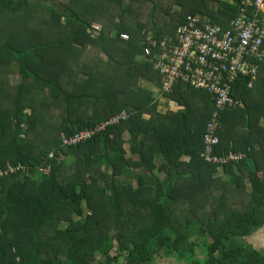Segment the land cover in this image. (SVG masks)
Segmentation results:
<instances>
[{
	"label": "trees",
	"instance_id": "16d2710c",
	"mask_svg": "<svg viewBox=\"0 0 264 264\" xmlns=\"http://www.w3.org/2000/svg\"><path fill=\"white\" fill-rule=\"evenodd\" d=\"M242 8L0 0V169L24 167L0 178V264H264L245 240L264 226V56L251 88L231 85L243 106L222 112L216 153L245 156L220 168L200 156L209 93L180 80L162 90L146 55L150 37L172 38L189 14L226 27ZM156 92L179 109H159ZM128 173L135 183L119 179Z\"/></svg>",
	"mask_w": 264,
	"mask_h": 264
},
{
	"label": "built area",
	"instance_id": "2783aa9c",
	"mask_svg": "<svg viewBox=\"0 0 264 264\" xmlns=\"http://www.w3.org/2000/svg\"><path fill=\"white\" fill-rule=\"evenodd\" d=\"M243 3L247 8H242L226 27L210 23L206 16L189 14L176 27L172 38L157 41L150 37V47L146 50L154 69L163 78L162 90H169L180 80L209 93L213 111L205 127L200 156L220 168L245 156L242 151L216 153L219 118L224 110L240 105L230 94L231 85L237 79L246 78V86L251 88L258 75L256 62L264 56V0H243ZM126 117L121 112L94 128L64 137L63 144L83 142ZM20 168L24 167L8 165L0 169V178Z\"/></svg>",
	"mask_w": 264,
	"mask_h": 264
},
{
	"label": "rangeland",
	"instance_id": "374dc122",
	"mask_svg": "<svg viewBox=\"0 0 264 264\" xmlns=\"http://www.w3.org/2000/svg\"><path fill=\"white\" fill-rule=\"evenodd\" d=\"M206 17L209 18V16H207V15H206ZM152 89H154V91L158 90L157 87H152ZM158 94H159V92H158ZM159 97H161V96H158V98ZM160 104H161V108L162 109L170 108V105H169L170 102H168V101L167 102L166 101H161ZM125 148H126V150L128 149L127 148V144H126ZM137 171L138 170H136L135 172H137ZM119 179L121 181H124V182H127V180H128V181H130L132 183H135V175L134 174H132V175H129V173L126 174V175L124 174L123 177L121 176ZM263 229H264V227H263ZM253 239L254 240L255 239H257V240L264 239V230H262V233L258 234L255 238H252V237L249 238V240H253ZM200 256L201 255L198 253V257H200ZM179 262H181V261L177 260L173 256H168V255L164 256V255H162V256H156L154 261L151 264H184L185 263V262H183V263H179Z\"/></svg>",
	"mask_w": 264,
	"mask_h": 264
},
{
	"label": "crops",
	"instance_id": "0c3cea01",
	"mask_svg": "<svg viewBox=\"0 0 264 264\" xmlns=\"http://www.w3.org/2000/svg\"><path fill=\"white\" fill-rule=\"evenodd\" d=\"M145 82V83H144ZM142 85L143 86H147L148 85V83H147V81L146 80H143L142 81ZM152 87H154V85H152ZM154 97L156 96V97H158V92H156L154 95H153ZM161 101H168V102H170V108H167V109H163V110H168V109H170V110H177V109H179V107H178V105H177V103H175V102H173V101H170V100H167V99H165V98H163L162 96L161 97H159L158 98V108L159 109H161L162 110V108H161V104H160V102ZM240 105L241 106H243V103L240 101ZM261 119V118H260ZM260 122H257V124L258 125H263L264 126V122H263V119H261V120H259ZM254 123H256V122H253V125H254ZM219 124H222V122L221 123H219ZM220 127V126H219ZM128 136L126 135L125 136V138H127ZM263 143V142H262ZM126 146V145H125ZM127 148H128V144H127ZM239 151H241V150H239ZM244 152V151H243ZM126 156H127V154H126ZM184 160H188V158L187 157H184ZM137 170V169H136ZM135 170V171H136ZM123 177V176H122ZM128 181V180H127ZM130 182V181H129Z\"/></svg>",
	"mask_w": 264,
	"mask_h": 264
},
{
	"label": "flooded vegetation",
	"instance_id": "af4514ba",
	"mask_svg": "<svg viewBox=\"0 0 264 264\" xmlns=\"http://www.w3.org/2000/svg\"><path fill=\"white\" fill-rule=\"evenodd\" d=\"M264 227V226H263ZM263 227L258 228L257 230H255L252 234H250L248 237L245 238V240L255 249L258 250H262L264 251V239H253V240H249V238H255L258 234L262 233ZM201 257V256H200ZM179 263H183V261L179 262ZM185 264V263H184Z\"/></svg>",
	"mask_w": 264,
	"mask_h": 264
}]
</instances>
